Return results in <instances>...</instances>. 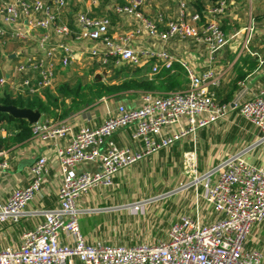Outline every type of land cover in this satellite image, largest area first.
<instances>
[{
  "label": "built area",
  "instance_id": "obj_1",
  "mask_svg": "<svg viewBox=\"0 0 264 264\" xmlns=\"http://www.w3.org/2000/svg\"><path fill=\"white\" fill-rule=\"evenodd\" d=\"M187 1L198 0H177L176 19L159 14L154 20L143 15V0H127L114 11L133 17L137 25L110 34L107 18H93L83 12L75 14L76 31L58 23V13L67 0H1L0 39L24 37L21 23L31 32L41 31L36 39L37 55L19 61L14 69L16 75H26L16 85L23 94L33 95L54 85L57 55L61 54L64 66L74 55L63 41L67 37L76 43L96 42L100 47L90 48L89 58L102 67L109 61L131 66L152 61L150 72L154 75L177 62L186 73L187 86L162 95L143 94L139 106L118 105L99 125L77 131L72 130L67 118L30 124V137L50 144L57 156L61 173L57 204L28 210L48 174L47 157L38 155L28 166L27 185L13 189L6 200L0 201V225L17 224L27 215L41 220L22 233L17 247L0 249V264H264L262 250L250 241L253 227L264 222V170L245 159L252 146L264 142V84L255 96L237 107L240 116L260 133L252 146L229 154L203 173L197 172L192 154H185V173L191 179L177 190L193 188L211 208L214 220L201 221L195 209L193 215H181L170 224L166 240L133 246L88 242L79 226V215L84 211L75 204L83 193L112 186L120 170L224 120L231 109L228 103L216 99L213 89L220 85L221 78L213 70L197 74L186 60L170 55L164 47L129 46L134 36L141 34L160 42L193 38L213 58L228 40L216 18L224 13L226 0L191 13ZM7 80L0 77V88L6 87ZM173 126L177 129L163 134ZM125 127L131 128L138 147H118L112 140V135ZM86 163H96L99 170L78 169ZM8 166L6 153L0 151V175Z\"/></svg>",
  "mask_w": 264,
  "mask_h": 264
},
{
  "label": "crops",
  "instance_id": "obj_2",
  "mask_svg": "<svg viewBox=\"0 0 264 264\" xmlns=\"http://www.w3.org/2000/svg\"><path fill=\"white\" fill-rule=\"evenodd\" d=\"M126 1L67 0V5L58 13L57 22L76 31L75 14L83 12L89 17L107 18L110 22V34L126 32L134 28L137 21L131 16L118 15L114 11L115 6L125 4ZM199 1L202 3L200 10L196 7V2L187 1L188 12H200L206 7L214 6L219 0H198L197 2ZM141 9L143 15L150 19L156 20L157 16L162 14L164 18L174 20L178 15V2L177 0H143ZM216 18L228 40L220 50L213 54V58H210L204 45L196 42L193 38H173L166 42H160L157 38L141 34L134 36L129 42V46L133 49L164 47L170 55L186 60L197 74H202L207 69L213 70L221 78L220 85L213 89L216 99L229 104L231 109L228 117L239 116L241 118L237 107L245 100L255 96L264 84V0H226L224 13ZM19 25L24 37L0 39V49L12 43L6 58L4 57L5 53H1L5 62L0 66V77H6L8 83L6 87L0 88V94L5 92L13 96L43 98L45 90L54 92L57 84L68 81L74 76L85 75L89 76V80H111L113 82L133 77H145L150 80L154 79L157 84L161 82L165 85L166 83L161 77L159 79L156 77L157 74L165 70L170 71V74L182 81L181 89H185L187 86L186 73L177 62H174L170 69L160 68L154 75L150 72L152 61L139 66L125 63L115 64L113 61H109L106 67H102L97 60L89 58L90 48L100 47L96 42L86 40L76 43L72 38L67 37L63 38V41L72 48L74 55L67 66L61 64V54L57 55L54 67V85L33 95L23 94L16 88V85L26 75H16L14 69L19 61L32 57L34 54L37 55L36 39L41 31L31 32L24 25L22 26V23ZM30 44L32 46L26 48ZM23 47H25L24 50ZM74 68H76L75 74L64 77L66 71L69 73V70ZM82 68L87 70L83 74ZM90 77L92 78L90 79ZM171 91L175 90L161 87L147 92L137 90L125 92L120 96L101 97L82 105L79 109L71 110L63 118H67L72 130L77 131L83 126L99 125L109 114L115 112L118 105H124L127 108L139 106L143 94L162 95ZM64 103L68 106L69 99H65ZM60 109L61 106L57 112H60ZM53 112L47 115L40 113L38 120H59L58 115ZM242 120L248 126V134L244 136L243 140L246 144L241 147L244 148L252 146L259 138L260 133L253 130L244 119ZM218 122L201 128L193 136H188L168 148L160 149L139 162L120 170L114 176L112 186L98 187L83 193L75 205L84 211L79 215L78 221L86 240L91 243L102 242L123 246L154 244L166 240L170 224L179 216L193 215L195 209L201 221L214 220L216 216L211 208L202 198L195 195L196 192L193 188L177 190L168 194H157L156 190L162 191L164 190L162 188L168 187L171 176L166 170L173 166L178 172L179 166H177L176 160L180 163L181 156L182 166L185 167V154L187 153L192 154L196 169L206 171L222 158L241 149L228 153L227 148L221 155L212 149V145L210 146L209 143L213 139V134L216 133ZM231 123L233 122L231 121ZM236 127H238L236 124L233 125L227 134L228 145L233 137V132L238 129ZM176 129L177 126H173L164 130L163 134H168ZM0 135L6 136L7 133L5 130H0ZM112 140L118 147L129 146L134 149L139 146V143L132 139L129 127L116 131L112 135ZM3 152L6 153L9 166L0 175V201L6 200L13 189L27 185L29 182L28 164L36 156L45 155L48 174L42 189L29 204L28 210L54 207L57 204L56 196L61 183V173L57 156L51 145L30 137L23 144ZM245 159L264 170V142L252 146L246 153ZM78 169L90 172L99 170L96 163L82 164ZM159 169H162V172H159ZM182 184L180 183L179 186ZM132 185L140 188L128 189V186ZM196 200L198 201L196 202ZM135 205L138 207L134 208ZM40 220L41 217L27 215L17 224L0 225V249L5 246L17 247L22 233L31 230ZM250 241L258 246L264 254V222L253 227Z\"/></svg>",
  "mask_w": 264,
  "mask_h": 264
},
{
  "label": "trees",
  "instance_id": "obj_3",
  "mask_svg": "<svg viewBox=\"0 0 264 264\" xmlns=\"http://www.w3.org/2000/svg\"><path fill=\"white\" fill-rule=\"evenodd\" d=\"M196 7L200 10L202 3L196 2ZM169 72L161 71L156 76L157 79L161 77L166 83L165 85L161 82L157 84L154 79L150 80L145 77H133L113 82L111 80H89L86 76H74L68 81L57 84L54 92L45 90L43 98L24 95L13 96L4 92L0 94V104L38 110L43 115L54 111L53 113L58 115L57 117L60 119L71 110L79 109L82 105L101 97L120 96L125 92L137 90L147 92L161 87L168 90L181 89L182 81ZM65 99H69L68 106L64 103ZM60 106L61 111L57 112ZM0 130H5L7 133L6 136L0 135V151H7L21 145L31 136L30 124L25 119L14 118L2 111H0Z\"/></svg>",
  "mask_w": 264,
  "mask_h": 264
},
{
  "label": "rangeland",
  "instance_id": "obj_4",
  "mask_svg": "<svg viewBox=\"0 0 264 264\" xmlns=\"http://www.w3.org/2000/svg\"><path fill=\"white\" fill-rule=\"evenodd\" d=\"M31 46L32 45L30 44V45L26 46V48L31 47ZM10 47H12V43L9 44V46H6L4 48L1 47L2 49H0V66L4 64L5 58H6V54L10 51V50H8ZM24 49H25V47H23V50ZM2 52H4L5 54L2 53ZM1 53L4 54V57L5 58L2 56ZM75 69L76 68L70 69L69 70V73H67V71H66V74L64 73V77L66 75L67 76L68 75L71 76V75L75 74L74 73V70ZM86 71L87 70H85L84 68H82V74L84 72H86ZM85 76L87 77V75H85ZM91 78L92 77H90V79ZM226 118L224 120L218 122V128L216 130V133L213 134V137H212L213 139L210 140V143H209L210 146L212 145V149L214 151H217L218 152V155L219 154L221 155L223 153V151H225L227 148H228L227 152L229 153V152H231L233 150H236V149H239V148L243 147L246 144V142L243 141V140H244V136L246 134H248V131H247L248 126L242 120L243 118L241 117L242 118L241 119L239 116L238 117L236 116L234 118L231 117L232 118L231 119L230 117H228V115H227ZM231 121L233 123H231ZM235 124H236V126H238V127H236L238 129H237V131H234L233 132V137H231L232 139L230 140V144L228 145L227 144V141L229 139L227 138V136H228L227 134L232 129V126L233 125L235 126ZM214 144H216L217 146L214 145ZM213 146H214V148H213ZM212 149H211V151H212ZM176 161H177V166H179L178 172H177V170L173 166L172 167H169V169L164 168V169H167L166 171L169 172V175L171 176V181H170V184H168V187L162 188L164 190H162V191L156 190L157 191V194L174 193V192L177 191L176 188L179 186L180 183H186V182H188L191 179V176H189V173H185V170H186L185 167L183 168V166H182V156H181V159H180V163L178 162V160H176ZM196 164H197V161H196ZM196 170H197L198 173H203L204 172V171H199V169H196ZM158 171L159 172L160 171L162 172V169L161 170L159 169ZM139 188H140L139 186H134V185L128 186V189H130V190H136V189H139Z\"/></svg>",
  "mask_w": 264,
  "mask_h": 264
},
{
  "label": "water",
  "instance_id": "obj_5",
  "mask_svg": "<svg viewBox=\"0 0 264 264\" xmlns=\"http://www.w3.org/2000/svg\"><path fill=\"white\" fill-rule=\"evenodd\" d=\"M0 111L8 113L14 118L25 119L29 124L38 121V119L40 118V112L38 110H32L30 108H18L14 105L0 104ZM32 161L33 160H31L30 163Z\"/></svg>",
  "mask_w": 264,
  "mask_h": 264
}]
</instances>
